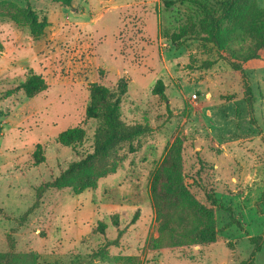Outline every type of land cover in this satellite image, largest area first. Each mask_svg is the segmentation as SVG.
Returning a JSON list of instances; mask_svg holds the SVG:
<instances>
[{
  "label": "rangeland",
  "instance_id": "374dc122",
  "mask_svg": "<svg viewBox=\"0 0 264 264\" xmlns=\"http://www.w3.org/2000/svg\"><path fill=\"white\" fill-rule=\"evenodd\" d=\"M173 1L167 8L163 0H73L70 6L0 0V251L8 250L12 235L17 251L36 253L42 264H251V238L259 237L252 264H264V67L251 64L247 70L253 124L241 74L216 47L193 32L171 41L184 27L194 31L202 18L197 0ZM254 1L264 11V0ZM27 4L48 19L39 38L2 15L7 7ZM31 71L48 88L34 98L22 90L9 95ZM121 78L128 83L122 120L151 128L135 142L137 151L125 147L116 172L96 188L81 194L71 188L46 191L20 224L37 188L92 151L98 122L85 118L90 85L113 90ZM158 80L163 94L153 93ZM77 126L85 130L82 143L66 147L56 141ZM38 144L45 162L35 166ZM171 148L175 156L182 153L185 172L205 184L202 191L193 189L197 197L204 202L205 192H213L230 208L216 212L221 242L153 251L154 242L166 238L158 230L150 182ZM200 161L204 170L198 172ZM98 221L106 224L103 234L94 231ZM120 230L119 244L104 257H87Z\"/></svg>",
  "mask_w": 264,
  "mask_h": 264
},
{
  "label": "trees",
  "instance_id": "16d2710c",
  "mask_svg": "<svg viewBox=\"0 0 264 264\" xmlns=\"http://www.w3.org/2000/svg\"><path fill=\"white\" fill-rule=\"evenodd\" d=\"M52 1L70 6L73 0ZM163 3L165 7L170 8L175 1L163 0ZM196 4L202 13L196 29L192 31L184 27L174 32L170 39L173 43H177L187 39L193 32L199 40L210 42L216 47L219 57L241 74L244 101L250 120L254 124L255 97L247 70L251 64L255 67H264V11L256 6L254 0H197ZM5 9L1 11L2 15L18 24L27 25L32 37L39 38L44 35L49 24L48 19L40 18L30 4L24 8L10 6ZM239 42L242 44H238ZM210 66L209 63L207 67ZM47 88L45 80L31 71L26 81L7 93L12 95L15 91L22 90L27 98H34ZM163 88V82L158 80L153 93L163 94ZM127 91L128 83L125 78H121L113 90L98 83L90 85L85 118L95 119L98 122L93 135L92 151L72 161L57 177L37 188L33 205L17 220L20 224L26 222L38 208L46 191L71 188L76 194H81L85 190L96 188L101 178L116 172L119 162L124 159L120 152L125 147H129L130 152L137 151L135 142L150 132L151 128L147 123L127 124L122 120L120 109ZM84 137V128L77 126L59 133L56 141L68 147L82 143ZM32 160L35 166L45 162L41 144H38L32 153ZM199 165L198 172H201L204 170V162L200 161ZM204 185L199 181L198 176L185 172L182 153L175 156L174 148L166 152L154 170L150 182L151 201L156 220L159 222L158 230L160 235L166 238V242L160 239L154 242L158 248H154L153 251L164 248L208 246L222 241L216 212L218 209L230 212V208H226L221 201H218L213 192H205L204 202L199 199L193 189H200V186L204 187ZM137 216L138 212L134 215L133 222ZM112 223L118 226L117 215L112 216ZM105 229L106 224L98 221L94 231L103 234ZM122 233L123 231H118L114 240L105 242L99 251L87 257L89 259L104 257L108 247L119 244ZM259 239V237L251 238L254 244L249 259L251 264L255 254L261 249ZM7 244L8 250L0 251V264H42L36 253L17 251L12 235L8 236ZM71 264L87 263L78 260Z\"/></svg>",
  "mask_w": 264,
  "mask_h": 264
},
{
  "label": "built area",
  "instance_id": "2783aa9c",
  "mask_svg": "<svg viewBox=\"0 0 264 264\" xmlns=\"http://www.w3.org/2000/svg\"><path fill=\"white\" fill-rule=\"evenodd\" d=\"M193 97L195 98L196 96L194 95Z\"/></svg>",
  "mask_w": 264,
  "mask_h": 264
}]
</instances>
